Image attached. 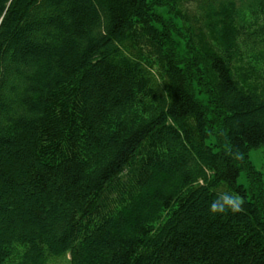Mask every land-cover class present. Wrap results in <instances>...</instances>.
<instances>
[{
	"label": "trees",
	"instance_id": "16d2710c",
	"mask_svg": "<svg viewBox=\"0 0 264 264\" xmlns=\"http://www.w3.org/2000/svg\"><path fill=\"white\" fill-rule=\"evenodd\" d=\"M260 147L264 0H0V264H264Z\"/></svg>",
	"mask_w": 264,
	"mask_h": 264
},
{
	"label": "rangeland",
	"instance_id": "374dc122",
	"mask_svg": "<svg viewBox=\"0 0 264 264\" xmlns=\"http://www.w3.org/2000/svg\"><path fill=\"white\" fill-rule=\"evenodd\" d=\"M250 159L254 164L255 168L258 171L262 172L264 178V147L252 150L250 153ZM239 183H247L244 175L239 178ZM48 264H70V257L66 256L65 258H61L55 256H48Z\"/></svg>",
	"mask_w": 264,
	"mask_h": 264
}]
</instances>
